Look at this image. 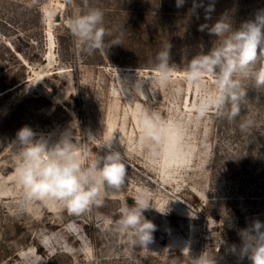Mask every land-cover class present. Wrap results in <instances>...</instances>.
Masks as SVG:
<instances>
[{
	"label": "rangeland",
	"instance_id": "374dc122",
	"mask_svg": "<svg viewBox=\"0 0 264 264\" xmlns=\"http://www.w3.org/2000/svg\"><path fill=\"white\" fill-rule=\"evenodd\" d=\"M87 7L104 12L111 32L92 54L68 27L87 10L84 0H0V264H193L205 251L217 264H251L231 246L241 245V229L264 222V88L252 79L264 58L234 77L246 95L232 121L216 107V77L189 79L188 67L215 46L209 27L226 17L239 29L264 0L181 7L88 0ZM116 39L121 44L108 47ZM168 45L174 71L161 87L155 57ZM246 120L252 125L242 131ZM25 126L50 144L71 132L90 158L99 151L91 136L113 141L125 184L102 206L70 210L47 198L21 210L14 142ZM138 196L152 205L143 213L155 226L146 246L120 226Z\"/></svg>",
	"mask_w": 264,
	"mask_h": 264
},
{
	"label": "clouds",
	"instance_id": "9594fccd",
	"mask_svg": "<svg viewBox=\"0 0 264 264\" xmlns=\"http://www.w3.org/2000/svg\"><path fill=\"white\" fill-rule=\"evenodd\" d=\"M184 2L176 0V6L181 7ZM84 3L87 10L70 18L68 27L82 50L92 54L104 47L105 37L111 32L103 26L104 12L87 7L88 0ZM212 10L213 5L210 4L206 11ZM208 31L217 37L215 46L207 54L193 58L188 67V78L198 80L206 73L213 74L219 89L216 107L232 121L240 114V101L246 95L239 91V81L234 77L250 72L258 58H264V10L258 11L253 20L242 23L239 29L234 30L231 22L222 17ZM113 44H121V40H114L108 47ZM169 49L170 45L155 57L153 80L161 87L166 86L174 71V65L169 63ZM252 79L256 88H264V67L253 73ZM228 104H231L230 111L224 112ZM251 125L252 121L246 120L240 127L245 131ZM36 136L31 128L25 126L17 132L14 142L20 157L17 177L23 189L21 210L35 200L47 198L62 201L70 210L102 206L105 194L118 191L125 184L123 154L114 148L113 141L91 136L99 151L93 153L94 158H90L88 152L76 143L71 132L51 144L46 138ZM150 207L149 200L138 196L131 206L123 210L120 226L133 234L134 244L146 246L152 240L155 226L143 215ZM238 235L241 245L238 249L232 245L231 252L237 254L240 260L247 258L251 264H264V222L257 219L241 229ZM192 261L193 264H217L215 255L206 251Z\"/></svg>",
	"mask_w": 264,
	"mask_h": 264
}]
</instances>
